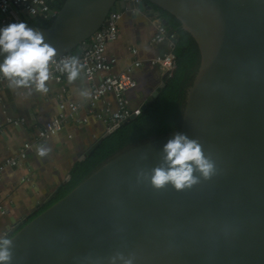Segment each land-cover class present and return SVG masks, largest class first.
<instances>
[{
    "label": "water",
    "instance_id": "95a60500",
    "mask_svg": "<svg viewBox=\"0 0 264 264\" xmlns=\"http://www.w3.org/2000/svg\"><path fill=\"white\" fill-rule=\"evenodd\" d=\"M124 6L157 17L173 33L154 6L165 10L197 45L199 63L179 128L124 150L29 221L7 228L13 264H110L116 253L134 254L133 264H264V0H64L38 15L52 18L47 27L28 26L43 33L57 57ZM17 11L36 16L22 6ZM9 23L15 22L0 28ZM163 84L77 160L133 119ZM176 132L212 153L217 174L183 191L138 181V169L162 163L163 147Z\"/></svg>",
    "mask_w": 264,
    "mask_h": 264
},
{
    "label": "crops",
    "instance_id": "0c3cea01",
    "mask_svg": "<svg viewBox=\"0 0 264 264\" xmlns=\"http://www.w3.org/2000/svg\"><path fill=\"white\" fill-rule=\"evenodd\" d=\"M17 14L20 21L27 23L30 19L20 12ZM154 29L153 18L136 8L130 10L124 6L117 20V37L105 45L104 56L113 59V72L122 70L132 59L141 61V65L132 72L136 86L125 91L132 110L164 79H161L163 72L159 68L147 64V60L161 50L160 46L148 42ZM130 47L136 49L135 56L130 54ZM46 84L49 88L47 94H40L32 89H14L9 87L8 81L0 86V161L14 155L24 141H32L36 130L58 112L56 104L59 100L82 105L71 119L65 121L60 131L44 140L41 146L50 149L47 156L36 155L37 145L32 144L23 161L16 166L5 167L0 172V232L3 233L7 228L21 224L46 203L45 200L57 186L64 183L74 161L105 131L103 123L92 117L85 123L74 121L85 115L83 105L87 100L82 99L76 91L82 87L89 89L84 76L74 83H69L67 77H64L60 81L50 79ZM105 101L113 106L110 93L97 101L96 106ZM12 118L22 120L18 125L6 121Z\"/></svg>",
    "mask_w": 264,
    "mask_h": 264
},
{
    "label": "built area",
    "instance_id": "2783aa9c",
    "mask_svg": "<svg viewBox=\"0 0 264 264\" xmlns=\"http://www.w3.org/2000/svg\"><path fill=\"white\" fill-rule=\"evenodd\" d=\"M137 3L140 0H129ZM22 6L26 13L36 16L42 12L52 10L47 6L44 0H0V24L8 23L13 20L15 23L20 22L17 14V7ZM119 13L107 12L104 20L106 24L100 26L85 40L81 41L75 55L71 53L60 54L55 57L54 62L50 65L51 80L60 81L67 77V74L61 71L60 65L63 59L69 56H77L80 62L85 66L83 76L88 81L91 98L87 99L83 105L85 115L76 118L77 123H85L89 117L99 120L103 123L105 130L115 126L129 116L132 109L129 107L125 91L133 89L136 82L132 76L133 69L141 65L139 59H132L122 70L111 71L113 59L104 56V49L107 42L113 41L117 37V20ZM155 29L149 38V44L160 46V52L147 60V64L159 68L165 73L166 77L171 75L174 68V54L172 53L174 33H167L157 17H154ZM130 54L135 56L136 49L130 47ZM8 81L0 75V86L3 82ZM111 94L113 106L105 101L100 106H96L97 101L105 95ZM57 113L49 120L45 121L37 130L32 141H24L16 150L15 154L3 158L0 161V172L5 167H12L19 164L26 158L27 149L32 144L37 145L35 154L38 155V148L41 147L45 139L52 137L61 130L65 121L71 119L79 111L82 105L73 101L61 99L57 102ZM22 119H6L13 125H18Z\"/></svg>",
    "mask_w": 264,
    "mask_h": 264
},
{
    "label": "clouds",
    "instance_id": "9594fccd",
    "mask_svg": "<svg viewBox=\"0 0 264 264\" xmlns=\"http://www.w3.org/2000/svg\"><path fill=\"white\" fill-rule=\"evenodd\" d=\"M0 75L9 82V87L32 89L40 94H47L49 88L46 82L51 78L50 65L54 62L57 50L45 42L43 33L29 27L26 22L9 23L0 28ZM61 71L67 74L69 83L82 79L85 66L79 57L69 56L63 59ZM79 96L91 98V92L86 87L77 89ZM40 157L47 156L49 148L41 146L37 150ZM146 159V154L141 157ZM217 174L216 161L211 152L207 154L198 139L186 134L174 133L173 138L163 147L162 163L145 171H137V180L150 182L156 189H164L171 185L177 191L191 189L203 180H210ZM13 239L0 232V264H13ZM110 264H133L135 255L125 257L116 253L110 257Z\"/></svg>",
    "mask_w": 264,
    "mask_h": 264
},
{
    "label": "trees",
    "instance_id": "16d2710c",
    "mask_svg": "<svg viewBox=\"0 0 264 264\" xmlns=\"http://www.w3.org/2000/svg\"><path fill=\"white\" fill-rule=\"evenodd\" d=\"M64 0H46L49 8L58 10ZM159 15L168 21L174 30L172 53L174 54V68L169 77H164L163 86L156 97L147 104L131 120L106 135L81 160L71 165L69 179L57 186L54 195L27 217L21 225L29 221L51 203L66 194L71 188L88 176L104 162L123 152L124 150L143 142L159 138L178 130L184 96L199 63V51L191 35L181 28L180 22L173 15L154 6ZM52 18L44 19L34 16L27 21L28 25L47 27ZM77 52L74 47L69 53Z\"/></svg>",
    "mask_w": 264,
    "mask_h": 264
},
{
    "label": "rangeland",
    "instance_id": "374dc122",
    "mask_svg": "<svg viewBox=\"0 0 264 264\" xmlns=\"http://www.w3.org/2000/svg\"><path fill=\"white\" fill-rule=\"evenodd\" d=\"M21 22V21H20Z\"/></svg>",
    "mask_w": 264,
    "mask_h": 264
}]
</instances>
